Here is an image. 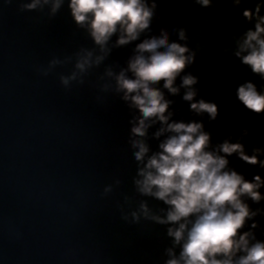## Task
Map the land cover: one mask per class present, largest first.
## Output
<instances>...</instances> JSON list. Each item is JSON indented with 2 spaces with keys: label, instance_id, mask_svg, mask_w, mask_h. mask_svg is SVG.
<instances>
[{
  "label": "clouds",
  "instance_id": "clouds-1",
  "mask_svg": "<svg viewBox=\"0 0 264 264\" xmlns=\"http://www.w3.org/2000/svg\"><path fill=\"white\" fill-rule=\"evenodd\" d=\"M201 7H210L211 0H193ZM51 3L55 14L63 6L64 0H31L22 3V11H34ZM68 8L74 23L85 28L95 45L105 50L111 38L116 35V46H125L136 41L150 29L155 16V0H68ZM260 6L255 13L245 10L243 15L249 21L256 17L254 30L249 29L239 43L235 56L245 65H249L255 74L264 79V16L259 15ZM180 40H186V29H173ZM110 51V50H109ZM135 55L128 61L132 77L122 70L116 77L123 99L131 100L142 114L139 125L131 132L143 137L149 126L146 121L155 120L167 125L155 135L164 131L172 133L159 144L160 151L151 155L140 175L143 180L141 192L152 195L169 206L166 219L160 223L178 225L169 228L168 235L174 237V243H182L179 257L172 258L166 264H264V241L249 232H240L245 220L249 218V209L241 199L250 197L258 202L261 195L259 175L254 181L245 180L242 174L226 170L227 156L233 153L249 164L260 163L257 156L245 154L243 144L225 140L218 146L219 153L208 151L210 133L203 130L202 122L168 123L165 115L171 101L165 100L163 92L156 85L163 81V87L171 94L179 93L174 87L177 77H181V87L186 89L183 99L190 103V110L198 115L207 113L210 120L218 116L215 102L196 100L197 90L193 87L198 77L192 74L181 76L187 66L195 62L196 54L187 44L169 42L166 29L160 36H151L136 45ZM246 52V55H241ZM83 69L84 64L78 63ZM67 85V79L61 78ZM237 98L242 105L255 114H264V93L257 90L251 82L237 88ZM139 148L135 159L141 161L148 153V147L140 141L134 142ZM259 152V149H254ZM190 225V227H189ZM251 236V239L249 237Z\"/></svg>",
  "mask_w": 264,
  "mask_h": 264
}]
</instances>
